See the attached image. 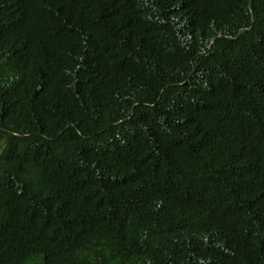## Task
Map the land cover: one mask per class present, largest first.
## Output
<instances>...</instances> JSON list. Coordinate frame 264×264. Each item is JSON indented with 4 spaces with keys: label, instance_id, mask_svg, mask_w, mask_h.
<instances>
[{
    "label": "trees",
    "instance_id": "trees-1",
    "mask_svg": "<svg viewBox=\"0 0 264 264\" xmlns=\"http://www.w3.org/2000/svg\"><path fill=\"white\" fill-rule=\"evenodd\" d=\"M0 264H264V0H0Z\"/></svg>",
    "mask_w": 264,
    "mask_h": 264
}]
</instances>
